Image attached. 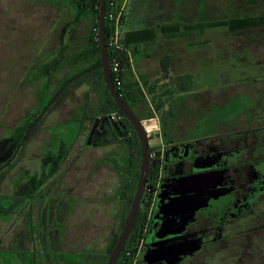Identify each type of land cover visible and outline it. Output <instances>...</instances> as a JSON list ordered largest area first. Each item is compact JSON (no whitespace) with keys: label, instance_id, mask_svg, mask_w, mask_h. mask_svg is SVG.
<instances>
[{"label":"flooded vegetation","instance_id":"af4514ba","mask_svg":"<svg viewBox=\"0 0 264 264\" xmlns=\"http://www.w3.org/2000/svg\"><path fill=\"white\" fill-rule=\"evenodd\" d=\"M21 68L18 69L17 65L14 69L5 101L4 97L1 99L5 95L2 94V84L0 86V146L4 144L0 151V228L8 233L10 245L7 251H14L21 242L30 248L41 242L50 251L49 264H94V239L98 235L94 237L95 233L107 223L110 227L113 218L116 219L113 227L120 221L119 231L112 228L111 234L102 237L107 240L109 249L114 240L117 242L133 201L139 158L137 133L128 129L119 112L120 119L112 118L111 114L117 111L107 104L102 82L98 85L99 111L85 109L73 121L58 123L69 127L66 135L57 134L46 129L47 124L43 125L47 111L72 82L97 73L101 78L100 72L91 66L65 79L43 110L33 118L27 117L26 125L11 124L8 113L18 90L22 84L30 83L29 65ZM101 80L106 87L104 78ZM263 86H254L253 89L261 91ZM261 93L264 96V92ZM260 103H264V97ZM252 116L254 118L247 120L248 127L264 124V109L255 110ZM80 123L83 125L78 127ZM243 124L241 122L235 128L241 130ZM40 130L46 138L36 136ZM251 135L250 149L243 151L237 162H226L225 151L218 146L217 140H207L191 157L192 160L197 159L194 162L199 161L200 167L196 168L194 162L187 161L175 170L176 179L168 192L169 201L167 204L164 201L167 219L163 215L162 222L166 221L170 231L166 239L171 241V245L200 241L191 251H181L179 247L180 252L175 253L181 256L180 263L264 264V183L261 184L263 189L255 188L254 170L249 165L260 142L253 131ZM32 140L36 145L34 152L29 150ZM212 151L216 153L212 154ZM211 172L216 173L212 191L208 186L205 192L195 193L192 181L184 179L189 174ZM153 173L150 164L146 190L134 226L137 225V232L144 239L136 264H142L141 256L154 234V222H158L157 215L161 209L159 204L164 199L161 190L163 175L158 187L153 188L151 194L147 192V188L153 185ZM150 195L152 204L149 208L145 205V198ZM195 201L200 207L191 217L192 221L181 227L177 220H184L185 215L191 216L190 211L196 205L190 202ZM25 228L37 231L38 235L17 238ZM161 242L155 239L157 245ZM111 251H107L105 264Z\"/></svg>","mask_w":264,"mask_h":264},{"label":"rangeland","instance_id":"374dc122","mask_svg":"<svg viewBox=\"0 0 264 264\" xmlns=\"http://www.w3.org/2000/svg\"><path fill=\"white\" fill-rule=\"evenodd\" d=\"M63 6L58 3V0H0V86L2 84L4 89H2L4 91L2 94L5 96H1V99L4 97L3 101L10 92L8 84H10V78H14V69L16 70L17 65L18 69L26 64L31 69L37 68L53 59L65 45L69 46V51H74L85 40L92 27L95 24L97 26V21L94 22V19L86 16L81 22L73 24L75 11L68 5L61 14ZM259 9L255 8L254 13L259 12ZM244 11L243 4L238 0H128L123 29H131L152 18L161 23H170L172 20H189L190 17L199 15L201 16L199 20L214 21ZM192 19L194 20V18L190 20ZM205 28L203 27V37H206L208 42V44L204 43L207 52L199 60L196 52L194 56L187 53L188 47H184L183 39L172 43L161 41L159 45L157 44L160 48H173L176 50L177 66L181 67L182 70L184 69V72L192 69L193 73L196 74L202 69L201 81L206 82L212 93L216 91L214 87L218 88L219 92L226 93V96L218 101L219 103H212L207 107V119H201V122L197 123L200 128L188 129L181 137L186 141L185 148H189L186 153L191 155L192 151L190 149L200 147L204 140L227 141L230 138L235 141L237 139L245 140L247 135L245 136L246 133H241V131L248 130L250 136H252L253 131L260 143L256 147L249 165L254 170L253 182L255 188L263 189L261 184L264 183V124L248 127V123L245 121L246 126H241L243 129L240 128L241 130H239L235 127L241 123L242 114L251 119L255 110L264 109V103H260L264 97L261 91L264 92V90L253 89L254 86H263L264 84V46H262L264 44V33L259 28L250 29L248 33L231 32L222 27L206 28V30ZM203 37L200 36L201 40ZM152 61V69L155 71L157 70L158 60L154 59ZM94 62V60H88L61 68L55 73L53 72L50 77H43L24 86L18 75L22 86L18 90L8 113L10 123L15 124V126L26 125L28 123L27 117L33 118L41 112L49 98L56 94L65 79L91 66ZM148 67H151L150 61ZM197 75L199 74L197 73ZM48 78H50L51 84L45 95L43 87ZM17 80L18 77L15 78L16 82ZM101 82L98 73L88 75L77 82H72L70 88L62 94L60 93L56 103L47 111L48 113L43 121L44 124H42H47L46 129H51L57 134L66 135L69 127L62 125L63 123H58L73 121L85 109H91L92 112L99 111L101 108L98 100L100 95L98 85ZM263 88L264 86L260 89ZM140 106L137 111L140 115L145 116L149 110L144 114L142 112L147 109L149 104L143 102ZM162 115H164L167 124L175 123L169 119L168 113ZM182 117L189 118L185 111ZM181 122L182 120H178V124ZM54 124L58 125L54 126ZM78 125V127H81L83 123ZM44 134L40 130L36 136L46 138ZM34 141L32 140L29 144L30 152L36 150ZM157 141V138H151L149 140L150 147L153 148ZM2 146H0V151ZM234 150H236L235 153L225 152L226 162H229L232 154L235 159L240 158L244 151L241 146ZM171 152H173V148H171ZM215 153L216 151H212V154ZM194 160L197 159L191 161L194 162ZM32 162L37 163V161ZM220 164L224 165L223 162H220ZM193 166L200 167L199 161L194 162ZM184 179L192 181V184H194L192 190L195 193L198 191L200 194V192H205V187L210 186V191L214 189L216 173H193L187 175ZM198 182L200 183L198 184ZM162 201L159 204L161 209L157 215V220L159 223L161 222V225L154 222V234L149 239L148 245L141 256L142 264H182L180 263L181 258H179L181 256L175 253L180 252L179 247H181V251H191L200 242L186 241V243L181 242V244L171 245V241L166 239L167 236L169 237L170 231L167 228L168 226L165 225L166 221L162 222L163 215L167 219L164 214V199ZM168 201L169 199L166 200L165 204ZM190 204L196 206L190 211L191 216L185 215L184 220L183 218L182 221L177 220V224L181 227L192 221L191 217L200 207V205H197L199 204L198 201L190 202ZM106 220L109 222L108 218ZM80 221L85 224L83 219H80ZM113 223H116L114 218L111 220L110 227L107 223L105 227L100 228L95 233L94 237L98 235L94 239L95 249L93 251L96 255L94 264H105L107 260L109 249L107 248V240H103L102 237L111 234L109 231H112V228L116 231L120 230V221L115 224V227L112 226ZM4 232L5 230L0 228V264H49L48 254H50V251L41 242L35 243L34 247L31 248L21 242L14 251H7L10 244L8 233ZM34 232L33 229L25 228L24 231L17 234V238L25 239L30 235L37 236L38 232ZM155 239L162 242L157 245Z\"/></svg>","mask_w":264,"mask_h":264},{"label":"trees","instance_id":"16d2710c","mask_svg":"<svg viewBox=\"0 0 264 264\" xmlns=\"http://www.w3.org/2000/svg\"><path fill=\"white\" fill-rule=\"evenodd\" d=\"M121 2L122 0H118ZM240 1L245 11L242 13L236 12L232 16L224 18L222 20H214V21H203L199 20L197 17L194 20H172L170 23H161L158 20L148 19L146 21L141 22L138 26L132 27L129 31L123 32L122 26V45L121 50L117 52V59L120 63V68L118 74H112L114 83L118 88L122 98L128 102L131 108L135 111V106L142 104L147 101L145 93L150 96L151 102L154 105V109L156 112L160 113H168L170 116V112L172 109H169V112L166 111V106L170 103L172 104V100L175 101L177 99L178 94L184 92L185 87L182 82H192L194 80V76L191 73H187L185 75H176L173 74L170 76L169 72L172 70L175 62L172 61L171 56L164 54L160 58L161 64V74L159 77L153 80L150 83V80L146 76H140L138 79L136 78L133 71V63L135 61L137 48L142 45L149 44H159L161 41H178L180 39L187 40L188 38L192 39L196 35H203L204 29L206 28H227L231 32L236 33H248L250 29H262V33H264V0H238ZM58 3L64 5L61 11L63 14L66 6H70V8L75 11L73 16V24H77L81 22V20L86 17H91L96 22L99 16V6L100 0H58ZM255 8H260L259 12L254 13ZM106 15L111 10L110 0H107L106 7ZM252 12V13H251ZM201 18V16H199ZM125 22V17H124ZM145 23V24H144ZM124 25V24H123ZM205 28V30H206ZM114 32V26L110 23V21L106 18V36L107 40ZM191 41V40H190ZM206 43L208 44L207 40ZM193 45V44H192ZM264 46V44L262 45ZM88 60H94L95 62L91 65V67H95L96 71L100 72L101 79L102 77V69L100 67L101 59H100V43L97 26L92 27L90 32L87 34V37L84 41L80 43L76 47L74 51H69V46L65 45L59 51V53L50 61L43 63L40 66H36L37 68L31 69L30 67V77L29 81L33 82L39 80L43 77H50V75L61 68H66L72 65H76L79 63H83ZM110 60L113 62L114 54L110 52ZM28 65V64H26ZM23 66V65H22ZM117 78L121 79L122 86L119 87L117 83ZM173 81L175 83V87H169L168 84L164 82ZM50 78L46 80V83L43 87V93L46 95L50 88ZM101 87L104 89L105 98L107 104L110 105L113 111L119 112L123 115L119 110L116 104L113 101L112 96L106 89L103 80ZM176 94V95H175ZM173 101V102H174ZM138 115V113L135 111ZM163 119L164 118V115ZM124 117V115H123ZM141 119V117L138 115ZM124 121L129 130L133 131L135 134V130L132 125L124 118ZM164 123V121H162ZM122 127V125H120ZM136 144L139 149V158L137 164V174L135 178V186L133 191H135L136 183L139 177V168L141 163V152H140V141L139 138L136 137ZM157 173L154 171L153 176ZM141 237V233L137 232V225L133 229L129 241L125 247V250L122 252L117 264H133L135 254L137 253V249L133 250V254L131 256L126 255V249L128 247H132L137 238ZM116 240H114L112 246L109 248V252L113 249Z\"/></svg>","mask_w":264,"mask_h":264},{"label":"crops","instance_id":"0c3cea01","mask_svg":"<svg viewBox=\"0 0 264 264\" xmlns=\"http://www.w3.org/2000/svg\"><path fill=\"white\" fill-rule=\"evenodd\" d=\"M198 18L200 19L199 15ZM145 24V23H144ZM138 26V25H137ZM123 29V32L129 31ZM204 35V34H203ZM203 35H196L192 39L188 38L187 40H182L184 42V47H188L186 51H188V54H192L194 56V53H197V59L199 60L200 57H204L207 52L206 48L204 47V43L206 42V37H203ZM202 36V40L200 38ZM191 40V41H190ZM174 42L173 40L169 41L168 43ZM160 44V43H159ZM158 44V45H159ZM193 44V45H192ZM203 53V54H202ZM167 54L168 56H171L172 61L175 62L172 70L168 71L170 76L173 74L176 75H185L187 73H191L194 76V80L192 82H182L185 87L184 92L176 95L177 99L172 100V104L166 106V111L169 112V109L171 108L172 111L170 112V118L175 123L167 124L165 120L163 119V116L156 112L154 109V105L151 102V98L149 95L145 93L146 96V102H148L149 106H147L146 110H143V114L147 113V110L149 112L142 116L140 115L141 119L145 123H155V128L159 129V132L155 131L154 133H151V138H157L158 141L156 142V145L151 147V151L156 154L155 161H151V167L156 166L159 168V166L162 167V175H163V182L161 186V190L164 192V201H166L169 197L168 192L172 188L173 184L175 183V176L176 172L175 170L181 166L180 164L183 162H191L192 154L195 155L199 151L198 148H191L192 151L191 155H188L186 153V150L189 148H185L186 141L184 139H181L182 136H184L185 132L188 129H196L200 128L197 124L198 122H201V119H207L208 109L207 107L210 106L212 103H219L218 101H221L223 96L225 97L226 93H222L218 91V88L214 87L216 89L215 92L212 93L210 91V87H207L206 82L201 81V70L193 73V70L190 69L187 72H184V69L182 70L181 67L177 66V52L176 50L172 49H165L160 48L157 46V44H147L142 45L141 47L137 48L135 61L133 63V71L138 79L140 76H146L148 80H150V83L153 82L154 79L159 77L161 74V64H160V58ZM158 60V66L157 70L152 69V60ZM151 63V67H148V63ZM138 70V71H137ZM139 72V73H138ZM197 73L199 75H197ZM250 81V79H249ZM165 84H168L169 87H175V83L173 81L166 80L164 82ZM253 85V84H252ZM218 91V92H217ZM185 98V99H183ZM174 101V102H173ZM188 103H187V102ZM184 103V104H183ZM141 104L135 106V109L137 110L140 108ZM183 107V108H182ZM185 113L188 115L187 117H182ZM178 120H182L180 124H178ZM248 120V117L242 114L241 122H244L243 126L245 127V121ZM164 121V123L162 122ZM194 123V125H193ZM243 129V128H242ZM241 133H246L247 135L246 139L236 141L233 138L228 139L227 141L224 140H218L217 144L220 146L225 152H232L235 153V148L240 146V143L242 144L241 147L244 149V151H247L250 149V141H249V131H241ZM240 134V133H239ZM233 135V134H231ZM207 140H204V142ZM211 140H208V142ZM207 142V143H208ZM249 143V144H248ZM171 148H173V152H171ZM238 158L235 159L234 155L232 154L230 157V162L235 161L237 162ZM156 169V168H155Z\"/></svg>","mask_w":264,"mask_h":264},{"label":"water","instance_id":"95a60500","mask_svg":"<svg viewBox=\"0 0 264 264\" xmlns=\"http://www.w3.org/2000/svg\"><path fill=\"white\" fill-rule=\"evenodd\" d=\"M106 7L107 0H100L99 16L97 19V30L100 43V67L102 69V74L107 90L112 96L114 103L118 107V110L124 115V118L132 125L133 129L137 133L141 145V164L136 191L133 197L129 213L126 218L125 225L106 263L117 264L121 253L125 250V247L129 241L130 235L137 221L142 198L146 190L151 164V147L149 144L150 136L148 134L147 128L152 126V124L143 122L136 115V113L133 111L128 102H126L122 98L118 88L114 83L111 71L110 53L107 45L106 36Z\"/></svg>","mask_w":264,"mask_h":264},{"label":"built area","instance_id":"2783aa9c","mask_svg":"<svg viewBox=\"0 0 264 264\" xmlns=\"http://www.w3.org/2000/svg\"><path fill=\"white\" fill-rule=\"evenodd\" d=\"M127 1L128 0H122L121 2H119L118 0H110L111 10H109V12L106 15V18L114 26V32L109 37V40H107V45L109 48V53L113 52V54H114V60H113V62L111 61V71H112V74L114 73L116 75L118 74V71L120 68V63H119V60L117 59L116 56H117L118 50H121V48L123 47L121 37H122V26L124 24V17L126 15ZM117 83H118L119 87L122 86L121 79L117 78ZM111 116L114 119H120L121 118L118 112H113L111 114ZM151 124H152V126L147 128L148 134L150 135L151 133H154L155 131L159 132V129L155 128L158 123L155 122V123H151ZM155 159H156V154L151 151L150 160L155 161ZM153 170L157 174L155 176H153L154 181H153L152 187L150 186L149 188H147L148 194H151L153 192V188L155 189L158 187V183L160 182V179L162 177V167L161 166H159V168H157L154 165ZM145 199H146L145 205L150 208L151 204H152L151 195ZM143 242H144L143 237L142 236L140 238L138 237L136 240V243L132 247H128L126 249V255L127 256H131L133 254V250L137 249V253L135 254L133 264H136V262L138 260L140 250H141V246L143 245Z\"/></svg>","mask_w":264,"mask_h":264}]
</instances>
